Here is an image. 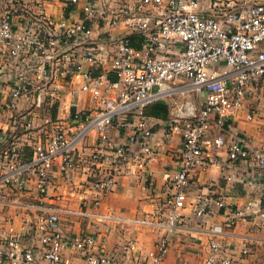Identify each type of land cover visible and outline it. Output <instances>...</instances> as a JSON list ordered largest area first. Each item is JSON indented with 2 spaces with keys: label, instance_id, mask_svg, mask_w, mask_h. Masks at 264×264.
<instances>
[{
  "label": "built area",
  "instance_id": "2783aa9c",
  "mask_svg": "<svg viewBox=\"0 0 264 264\" xmlns=\"http://www.w3.org/2000/svg\"><path fill=\"white\" fill-rule=\"evenodd\" d=\"M58 1L62 17L54 20L36 2L0 0V55L13 80L7 108L18 110L29 89L38 109L46 99L60 102L61 81L72 86V98L84 94L91 100L86 111L70 115L68 128L46 132L44 140L29 145L30 159L0 133V264L5 258L7 264H68V250L85 264H120L99 250L96 227L118 220L100 213L101 203L114 189L121 165L154 161L145 108L182 90L195 93L199 107L187 105L164 131L166 141L181 135V158L163 208L134 221L158 232L136 264H170L174 239L193 231L208 238L198 264H245L264 249V149L248 146L231 121L241 112L254 119L247 96L264 87V1L209 0L206 10L200 0ZM133 35L142 39L139 48L131 46ZM102 64L105 70L94 74ZM112 129L126 134L122 143L113 144ZM92 137L87 155L92 196L75 212L50 203L47 189L54 173L74 171L77 154ZM238 163L247 166L244 182L256 188L257 202L233 208L220 195L191 196V181L213 168L235 183ZM66 215L89 222L90 228L67 235L61 227ZM216 217H222L219 224L212 221ZM237 228H245L244 234L236 236ZM235 237L237 253L229 243Z\"/></svg>",
  "mask_w": 264,
  "mask_h": 264
},
{
  "label": "crops",
  "instance_id": "0c3cea01",
  "mask_svg": "<svg viewBox=\"0 0 264 264\" xmlns=\"http://www.w3.org/2000/svg\"><path fill=\"white\" fill-rule=\"evenodd\" d=\"M27 1L40 4L43 12L54 20L62 17L61 6L58 0ZM256 1L263 2L264 0ZM200 2L202 9L206 10L209 8V0H200ZM7 66L8 64L5 62V59L0 55L1 132H4L7 126L4 121L5 115L12 112L7 108V104L10 102L9 92L13 85V80L10 78ZM84 68L92 70L88 64H85ZM105 68V64H102L100 70L94 71V74L102 73ZM28 77L30 78L31 75H28ZM184 85L185 83H177V86ZM71 87L64 83V81L58 84L59 91H62L60 93L61 100L59 104L63 105V110L65 111L63 115L59 114L57 116L61 129L69 127L67 120L71 114L75 111L84 112L91 105V100L87 95L80 94L77 99L72 98L69 95ZM29 91L30 93L26 95L27 98H23L18 105V110L22 109L29 112L27 114L28 119L26 118L24 121L19 122H22V125L27 124V126L28 123L33 126L37 123L39 126L47 124L48 121L38 118L39 116L36 112L43 109L38 110L36 108L33 95L31 94V91L34 90L29 89ZM181 93L192 94L193 103L199 107V99L195 93L182 90L172 96ZM36 94L37 91L34 92V96ZM247 97V109H253L255 117L252 121H248L245 113L241 112L231 121L232 128L248 146L264 149V87H260L257 91H250ZM187 105L195 108L191 102ZM177 111L173 112L172 115L179 114L181 109ZM147 120L153 133L152 142L156 151L154 161L145 163L141 167L136 162L121 165L116 173L115 187L103 199L101 208L99 209L100 213L118 219L99 224L96 227L98 230L97 235L99 236V250L103 254L111 255L115 259H118L120 264H136L153 247L154 242L158 238V232L146 226L135 224L134 221L150 219L151 216L163 208L162 201L164 196L169 193L170 178L177 172L178 163L181 158V135L175 133L170 140L166 141L163 139L164 131L166 130L164 119L147 116ZM110 137L113 144H119L125 140L126 134L112 129ZM93 141V137L88 139L85 147H83V151L77 154V159L80 158V163L74 171L66 176H60L57 172L54 173L53 179L47 189V200L50 203L67 207L68 210L75 212L79 210V205L83 199L92 196V192L89 190L87 184L91 177L88 170L90 163L87 155L90 154ZM246 167V165L244 166L241 163L237 164L236 174L238 175V180L235 183L226 182L219 170L215 168L210 169L204 174H199L197 178L195 177L191 181L194 188H192L191 196L201 193H207L213 195V197L220 195L224 197L226 204L233 208H241L250 201L257 202L259 197L256 193V188H250L244 182L247 179V174H243ZM189 212L187 209L185 215L189 216ZM2 215L4 214H0V220L3 219ZM6 217H9V213L5 215ZM212 221L219 224L222 221V217L213 218ZM15 226L19 227V221L15 220ZM61 227L64 233L76 237L85 229H89L90 225L89 222H83L74 215H66L61 218ZM192 228L194 229V226ZM244 232L245 228H237L233 231L236 236H241ZM207 239L205 235L196 234L194 231L188 234L184 233L180 237L175 238L170 250L169 263L179 264L182 260H186L192 264H198L206 250ZM31 242L33 241L31 240ZM238 242L239 239L237 237L229 240L235 253L238 250ZM65 260L68 264H85L72 250L66 251ZM3 263L7 264L6 258ZM245 264H264V249L255 252Z\"/></svg>",
  "mask_w": 264,
  "mask_h": 264
},
{
  "label": "rangeland",
  "instance_id": "374dc122",
  "mask_svg": "<svg viewBox=\"0 0 264 264\" xmlns=\"http://www.w3.org/2000/svg\"><path fill=\"white\" fill-rule=\"evenodd\" d=\"M190 102L195 107V110H197L198 107L193 103L192 94L188 95L186 93H181L158 102L166 107L164 116L162 117L166 122V128L168 127L167 123L176 118L175 114L172 115V113L177 110L179 111V109H181V111H185L186 105ZM59 103L60 102H57V100L51 101L46 99L43 110L38 109L39 111L36 112L39 116L38 118L48 121L47 124L45 123L42 126H39L37 123L34 126L31 124L29 127L27 124L22 125V122H19L24 121L26 118L28 119L27 114L29 112H27V110L19 109L14 112L7 113L4 117V121L7 125L4 132L12 141L18 142L17 144L22 145L21 147L33 145L35 140L38 138L44 140L46 132L53 133L61 129V126L58 124L59 121L57 116H59V114L63 115L65 111L63 110V105Z\"/></svg>",
  "mask_w": 264,
  "mask_h": 264
},
{
  "label": "trees",
  "instance_id": "16d2710c",
  "mask_svg": "<svg viewBox=\"0 0 264 264\" xmlns=\"http://www.w3.org/2000/svg\"><path fill=\"white\" fill-rule=\"evenodd\" d=\"M131 46H133L134 48H139V46L141 45V41L142 39L138 36L133 35L131 38ZM107 77L111 80V81H115V78L112 77V75H107ZM166 107L164 105H161L160 103H155L153 105H150L148 107L145 108L144 110V116H154V117H163L164 113H165ZM163 119V118H162ZM21 151H22V155L24 157L25 160L30 159L31 154H32V150L31 147L29 145L21 147Z\"/></svg>",
  "mask_w": 264,
  "mask_h": 264
}]
</instances>
